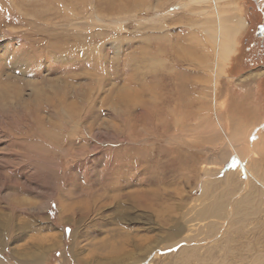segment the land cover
<instances>
[{"label": "rangeland", "instance_id": "1", "mask_svg": "<svg viewBox=\"0 0 264 264\" xmlns=\"http://www.w3.org/2000/svg\"><path fill=\"white\" fill-rule=\"evenodd\" d=\"M0 264H264V0H0Z\"/></svg>", "mask_w": 264, "mask_h": 264}, {"label": "bare ground", "instance_id": "2", "mask_svg": "<svg viewBox=\"0 0 264 264\" xmlns=\"http://www.w3.org/2000/svg\"><path fill=\"white\" fill-rule=\"evenodd\" d=\"M166 4V3H165ZM165 6V5H164ZM159 7V6H158ZM163 7V6H161ZM236 23V25H234ZM242 23V21H241ZM234 26H225L222 27L221 25L219 26V28L217 29L216 32H212L209 30V34L212 35L215 40V50L217 52H219V60L221 61L220 62V65H222V62H225L227 57L233 52V47H234V36L235 34H237L236 32L240 29V27L242 26V24H240V21H236L234 22ZM244 25V23H243ZM219 36V38L217 37ZM210 38V37H209ZM211 39V38H210ZM211 43H212V40H211ZM161 77V76H160ZM168 90V89H167ZM151 112V111H150ZM158 115V114H157ZM163 120V119H162ZM182 136V135H181ZM90 192V191H88ZM92 193V192H91ZM147 198V197H146ZM147 199H150V198H147ZM146 199V200H147ZM111 200V199H110ZM140 202V201H139ZM141 203V202H140ZM143 203V201H142ZM146 203V201L144 202ZM138 205V204H137ZM139 206H142V204H140ZM85 207V205H84ZM82 214H80V216H85V212L86 210L88 209L87 207L85 208H82ZM73 212V210H72ZM76 213V212H75Z\"/></svg>", "mask_w": 264, "mask_h": 264}]
</instances>
